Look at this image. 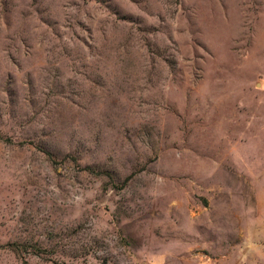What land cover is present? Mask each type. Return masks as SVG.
<instances>
[{
	"label": "rangeland",
	"instance_id": "rangeland-1",
	"mask_svg": "<svg viewBox=\"0 0 264 264\" xmlns=\"http://www.w3.org/2000/svg\"><path fill=\"white\" fill-rule=\"evenodd\" d=\"M0 264H264V0H0Z\"/></svg>",
	"mask_w": 264,
	"mask_h": 264
}]
</instances>
